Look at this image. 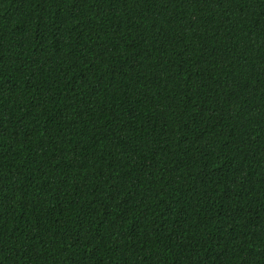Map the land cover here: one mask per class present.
<instances>
[{
	"label": "trees",
	"instance_id": "trees-1",
	"mask_svg": "<svg viewBox=\"0 0 264 264\" xmlns=\"http://www.w3.org/2000/svg\"><path fill=\"white\" fill-rule=\"evenodd\" d=\"M0 264H264V0H0Z\"/></svg>",
	"mask_w": 264,
	"mask_h": 264
}]
</instances>
